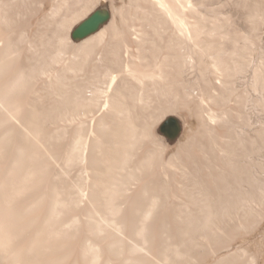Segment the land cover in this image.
Listing matches in <instances>:
<instances>
[{
  "label": "bare ground",
  "instance_id": "obj_1",
  "mask_svg": "<svg viewBox=\"0 0 264 264\" xmlns=\"http://www.w3.org/2000/svg\"><path fill=\"white\" fill-rule=\"evenodd\" d=\"M0 264H264V0H0Z\"/></svg>",
  "mask_w": 264,
  "mask_h": 264
}]
</instances>
